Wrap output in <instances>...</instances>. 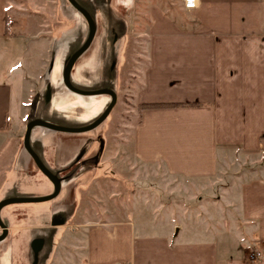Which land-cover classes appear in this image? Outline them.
I'll use <instances>...</instances> for the list:
<instances>
[{
    "label": "crops",
    "instance_id": "obj_1",
    "mask_svg": "<svg viewBox=\"0 0 264 264\" xmlns=\"http://www.w3.org/2000/svg\"><path fill=\"white\" fill-rule=\"evenodd\" d=\"M176 2L164 6L156 0H109L124 24L139 5L148 21L146 64L136 103L170 105L139 109L133 155L144 165L159 166L168 176L197 186L191 204L176 200L157 209L144 195L128 210L113 212L112 220L72 223L77 191L98 169V141L93 153L81 152L78 171L48 205L1 213L9 226L0 241V264H12L14 253L15 261L23 259L21 242L33 229L53 230L51 264H264V0H198L191 9L183 7V0ZM5 5L6 0H0V133L3 140H13L8 169L10 177L20 175L11 180L18 184L13 191L45 193L51 186L21 140L46 80H56L57 66L48 75L47 64L24 65L21 55L7 49L20 36L8 27L22 21L8 19ZM49 44L50 56L57 59V48ZM67 96L53 97L52 108L72 105ZM50 134L40 138L50 149L53 162L44 155L48 164L71 162L79 151L60 158L63 153L49 142ZM39 135L38 129L31 132L32 139ZM236 165L245 168L229 173L217 195L220 174ZM89 170L93 176L84 182L81 178ZM70 194L76 200L72 208L66 203ZM40 214H47L45 222L23 224V218ZM218 236L225 242L221 254Z\"/></svg>",
    "mask_w": 264,
    "mask_h": 264
},
{
    "label": "rangeland",
    "instance_id": "obj_2",
    "mask_svg": "<svg viewBox=\"0 0 264 264\" xmlns=\"http://www.w3.org/2000/svg\"><path fill=\"white\" fill-rule=\"evenodd\" d=\"M156 1L161 2L164 6L169 2L177 3L176 0ZM144 4L142 2L141 5ZM141 5L136 10L134 17L128 22L129 24L127 23L123 27L120 25V16L112 9L109 0H106L103 6L96 7L94 14L95 34L89 47L78 57L73 66V78L79 84L88 85L100 79L112 81L116 101L104 121L94 129L84 133L64 134L55 132L48 136L49 142L55 143V147L57 146L56 149L59 151L57 152L63 153L59 156L60 158L72 154L77 149L79 152L73 158L77 165L82 162L81 152L85 150V155L93 153L96 143L100 142L99 154L95 158L98 161V169L90 183L77 191L78 204L75 216L71 220L72 223L84 225L112 220L113 212L119 208L123 211L128 210L131 202L143 201L144 195L147 196V201L157 209H160L161 203L168 202L171 205L176 200H184L185 204L189 206L193 200V195H197L195 189L198 187L191 181L168 176L159 166L144 165L135 159L132 152V131L138 121L139 114L135 97L141 85L142 71L146 64L148 21L145 19V12ZM5 7L8 19L14 18L22 21V24L15 28L8 27L9 32L20 36L12 40V44L8 45L7 49L21 55L24 59V65H38L41 62L42 66L47 64L46 68H48L51 61L50 55H52L49 41H52L58 50L64 39L70 37L82 39L86 33V25L82 17L69 6L66 0H6ZM112 63L114 66L110 69ZM56 76L58 78L57 74ZM67 97L73 100L72 106L70 105V108L58 106L57 112L72 119H85L88 116L84 113L89 112L88 114H90L94 111L97 113L108 101V97L104 95L90 97L87 102L90 107H86V105L84 106L85 102L79 97L72 94H68ZM77 107H82L83 113L77 111ZM1 135L3 134L0 133V196L6 190L10 192L13 188H17V182L11 180L20 176L14 172L10 177V169L8 168L14 155L12 152L13 140H3ZM38 138H41V134ZM87 138L89 141H85ZM83 141L84 145L81 146ZM49 150L48 147H45L44 155L52 163L53 161L50 160L48 154ZM89 164H93V162L89 161ZM244 168L236 165L235 168L226 170L225 173L223 171V174H220L222 178L218 179L215 184L217 195L223 192L222 188L224 187L222 185L228 183L229 173H235ZM93 173L94 171L89 170L82 176L81 180L88 181ZM4 176L7 178L5 184ZM213 191L215 192V190ZM48 203V201L14 203L3 207L1 213L4 214L9 209L24 212V208H31L36 205L45 206ZM66 203L70 208L74 207L76 204L75 196L70 194L66 198ZM222 206L223 201L219 200L217 208L220 209ZM46 215L40 214L32 218H23L22 221L23 224L42 223L46 221ZM175 216L177 215L174 213V218ZM176 222H180V220L176 218ZM66 230L68 231V229ZM220 231H222V223L218 220V233ZM63 243L65 245L64 240ZM229 243L233 244V241ZM21 244L24 252L22 253L23 259L15 261L16 253H14L12 264L27 263L26 236ZM224 244L225 242L221 241L218 236V253L224 252L221 248ZM46 264H51V260L47 261Z\"/></svg>",
    "mask_w": 264,
    "mask_h": 264
},
{
    "label": "water",
    "instance_id": "obj_3",
    "mask_svg": "<svg viewBox=\"0 0 264 264\" xmlns=\"http://www.w3.org/2000/svg\"><path fill=\"white\" fill-rule=\"evenodd\" d=\"M69 6L77 12L86 25V33L82 39L79 37L64 39L61 47L58 49V57H51L50 65L47 72L57 66L56 80L53 82L50 78L46 80L45 85L33 104L32 111L25 123V129L21 140V145L26 154L32 160L34 166L39 173L48 181L51 188L45 194L35 192H15L13 188L8 192H3L0 197V213L1 209L7 205L14 203H41L50 201L59 192L61 185L69 181L78 171L80 163L77 165L74 159L66 165L51 166L44 157V147L40 138L31 137V132L38 129L39 134L59 132L66 134L84 133L97 127L108 115L116 101V93L112 81L109 79L96 80L91 84L77 83L72 74L73 66L78 57L89 47L95 34V9L103 6L106 0H66ZM120 25L125 26L120 18ZM114 64L110 65L112 69ZM111 71V70H110ZM64 93L72 94L79 97L87 104L90 97L104 95L108 97L107 103L97 113L87 114L85 119H72L58 114L57 110L51 106V100L55 96ZM72 106V105H71ZM70 108V105H66ZM90 107V106H89ZM86 110V109H84ZM89 110V109H88ZM77 111L82 112V107H77ZM90 115V116H89ZM62 173V174H61ZM14 184V183H12ZM15 185V184H14ZM15 194V195H12ZM9 226L4 216L0 217V241H2ZM53 230L33 229L27 234L26 238V264H46L52 250Z\"/></svg>",
    "mask_w": 264,
    "mask_h": 264
},
{
    "label": "built area",
    "instance_id": "obj_4",
    "mask_svg": "<svg viewBox=\"0 0 264 264\" xmlns=\"http://www.w3.org/2000/svg\"><path fill=\"white\" fill-rule=\"evenodd\" d=\"M198 0H183V7L186 9L194 8ZM259 257V254H258Z\"/></svg>",
    "mask_w": 264,
    "mask_h": 264
},
{
    "label": "trees",
    "instance_id": "obj_5",
    "mask_svg": "<svg viewBox=\"0 0 264 264\" xmlns=\"http://www.w3.org/2000/svg\"><path fill=\"white\" fill-rule=\"evenodd\" d=\"M111 6V5H110ZM112 7V6H111ZM113 9V7H112ZM164 106H170V105H163V104H153V105H138V108H155V107H164Z\"/></svg>",
    "mask_w": 264,
    "mask_h": 264
},
{
    "label": "flooded vegetation",
    "instance_id": "obj_6",
    "mask_svg": "<svg viewBox=\"0 0 264 264\" xmlns=\"http://www.w3.org/2000/svg\"><path fill=\"white\" fill-rule=\"evenodd\" d=\"M62 174V173H61Z\"/></svg>",
    "mask_w": 264,
    "mask_h": 264
}]
</instances>
